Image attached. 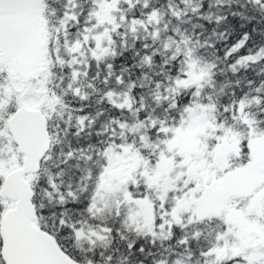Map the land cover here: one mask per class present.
<instances>
[{
    "label": "snow or ice",
    "instance_id": "obj_1",
    "mask_svg": "<svg viewBox=\"0 0 264 264\" xmlns=\"http://www.w3.org/2000/svg\"><path fill=\"white\" fill-rule=\"evenodd\" d=\"M0 264H264V0H0Z\"/></svg>",
    "mask_w": 264,
    "mask_h": 264
}]
</instances>
